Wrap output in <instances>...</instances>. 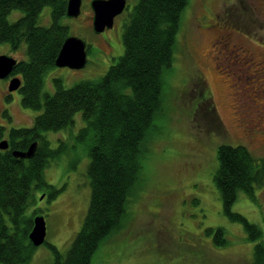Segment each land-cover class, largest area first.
<instances>
[{"label":"rangeland","instance_id":"374dc122","mask_svg":"<svg viewBox=\"0 0 264 264\" xmlns=\"http://www.w3.org/2000/svg\"><path fill=\"white\" fill-rule=\"evenodd\" d=\"M89 2L82 0L78 16L63 18L69 35L86 42L85 65L50 67L44 75L43 92L53 90L55 76L66 87L101 77L112 58L122 54V22L135 0H126L113 26L100 34L92 29ZM48 11L47 6L42 10L41 24H48ZM19 13L12 10L8 19L14 20ZM224 25L230 42L251 49L264 64V0H188L171 69L162 76L163 113L154 120L156 131L145 140L143 181L129 198L121 227L106 237L91 264H253L255 242L240 222L223 212L213 174L222 143L241 144L264 163V67L244 71L223 67L219 36ZM24 49L22 45L14 51L7 42H0V54L17 59L25 57ZM10 76L0 78V123L6 133L10 127L31 125L37 113L21 104L18 89L8 90ZM198 79L202 84H194ZM201 88L214 104V121L205 118L198 107L197 90ZM82 124L78 112L74 126L44 132L52 147L59 140L68 146L44 168L46 181L60 189L54 197L46 190L36 191L26 210L27 215L44 216L45 239L61 251L79 229L89 200L85 173L89 158L86 147L74 137ZM253 192L238 191L231 209L257 224L264 239V182ZM208 226L222 227L226 242H215L205 232ZM52 257L49 246L41 244L25 264H51Z\"/></svg>","mask_w":264,"mask_h":264},{"label":"trees","instance_id":"16d2710c","mask_svg":"<svg viewBox=\"0 0 264 264\" xmlns=\"http://www.w3.org/2000/svg\"><path fill=\"white\" fill-rule=\"evenodd\" d=\"M187 2L135 0L122 22L123 52L112 58L106 72L69 87L55 76L53 90L43 92L44 75L55 65L61 43L69 35L68 24L63 21L66 0H0V42H7L14 51L25 46V57L16 60L11 72L21 79L17 88L20 102L37 111L29 126L10 127L6 133L0 123V140L7 138L9 145L0 148V264L29 261L36 246L27 236L33 215H27L26 210L36 191L46 190L49 197L59 192L60 188L46 181L44 168L68 148L61 140L52 147L44 132L74 126L78 112L83 124L74 137L86 147L89 158L85 171L89 200L81 225L64 251L46 239L42 244L51 249V264H91L106 237L121 227L129 198L143 181L145 140L156 131L154 120L163 113L162 76L171 69ZM46 6L49 22L41 24L40 15ZM12 10L20 13L9 20ZM194 84L202 83L198 79ZM204 91L197 90V104L203 116L214 121V104ZM33 141L36 146L31 156L12 154L13 149L24 150ZM217 159L213 181L223 212L240 222L247 237L255 242L253 264H264L261 228L231 209L238 191L252 195L254 187L264 182V163L241 144H220ZM205 232L217 243L226 242L220 226H208Z\"/></svg>","mask_w":264,"mask_h":264},{"label":"water","instance_id":"95a60500","mask_svg":"<svg viewBox=\"0 0 264 264\" xmlns=\"http://www.w3.org/2000/svg\"><path fill=\"white\" fill-rule=\"evenodd\" d=\"M82 0H66L65 14L67 17H76L80 14ZM92 10V29L95 33L102 32L113 25L114 17L122 12L126 6V0H90ZM16 58L10 54H0V78L7 77L13 70ZM86 63V42L77 35H67L57 52L54 60L56 66H68L79 68ZM20 85L18 76L10 77L8 90L12 91ZM7 139L0 140V148H6ZM36 141L31 142L24 150L13 149L14 156L29 157L33 154ZM46 234L45 220L42 214H37L32 219V226L28 231V239L34 246L40 245Z\"/></svg>","mask_w":264,"mask_h":264},{"label":"flooded vegetation","instance_id":"af4514ba","mask_svg":"<svg viewBox=\"0 0 264 264\" xmlns=\"http://www.w3.org/2000/svg\"><path fill=\"white\" fill-rule=\"evenodd\" d=\"M227 13H229V12H227ZM227 22L228 23L230 22L229 17L227 19ZM226 28H227L226 25H224L222 27L223 31ZM226 36L227 35H226L225 31L221 32V35L219 36L221 38L222 47H223L222 48L223 54L221 55V59H222L223 67L225 69L228 70V67L231 66V68H234L237 71H244V70H247L248 68L250 69V68H255V67H257V68L264 67L262 60H259L256 58L254 51H252L249 48L244 47L242 44L230 42ZM242 37H244V36H242ZM105 39H106L105 41L107 42V38H105ZM240 73H243V72H240ZM8 146L9 145H7V147Z\"/></svg>","mask_w":264,"mask_h":264}]
</instances>
